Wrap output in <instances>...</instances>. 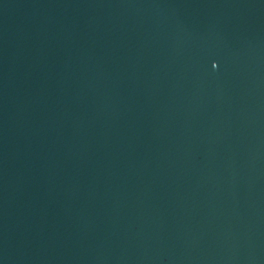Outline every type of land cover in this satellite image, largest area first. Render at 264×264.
Masks as SVG:
<instances>
[{"label":"water","instance_id":"water-1","mask_svg":"<svg viewBox=\"0 0 264 264\" xmlns=\"http://www.w3.org/2000/svg\"><path fill=\"white\" fill-rule=\"evenodd\" d=\"M0 264H264V0H0Z\"/></svg>","mask_w":264,"mask_h":264}]
</instances>
